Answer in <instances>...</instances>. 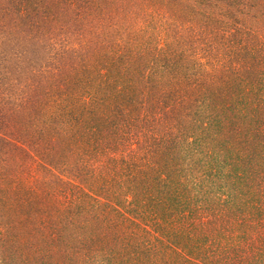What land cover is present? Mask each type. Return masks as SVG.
Masks as SVG:
<instances>
[{
    "label": "trees",
    "instance_id": "1",
    "mask_svg": "<svg viewBox=\"0 0 264 264\" xmlns=\"http://www.w3.org/2000/svg\"><path fill=\"white\" fill-rule=\"evenodd\" d=\"M8 147L13 264H264V0H0Z\"/></svg>",
    "mask_w": 264,
    "mask_h": 264
},
{
    "label": "rangeland",
    "instance_id": "2",
    "mask_svg": "<svg viewBox=\"0 0 264 264\" xmlns=\"http://www.w3.org/2000/svg\"><path fill=\"white\" fill-rule=\"evenodd\" d=\"M163 26H165V24L163 25ZM166 27V26H165ZM12 149H13V147H12ZM11 148H7V149H3V148H0V157H2V158H4L5 159V162L8 164V163H10V164H14V160L16 161V163L17 162H21V156H22V154H25V151H18L17 149L14 151V150H12ZM11 150H12V152H11ZM10 154H11V158H14V160H11L10 162H9V160H10V158H9V156H10ZM8 157V158H7ZM66 168H67V166H66ZM36 166L34 165L33 166V169H32V175H34V176H30L29 174H27V172L25 173V176L26 177H28L27 178V182L29 183V184H34L36 181H35V174H36ZM43 171L42 170H39V173H40V177H41V173H42ZM65 174V173H64ZM66 175V174H65ZM39 177V178H40ZM44 179H47V178H44ZM25 181H26V179H25ZM55 189V188H54ZM61 193V192H60ZM4 222H5V220H3ZM7 229V226L6 227H2V229H0V230H6ZM18 230H19V232H21V233H25L24 232V228L22 227V226H20L19 228H18ZM19 236H20V238H23L22 240H19L18 239V241L16 242L18 245H22L23 244V242H24V237H23V235L22 234H19ZM1 242H0V264H13V261L11 260L13 257L11 256L10 257V255H9V252H11L12 253V251H11V247H12V245H11V242L10 241H7V240H0ZM20 241H23V242H20ZM18 242H20V243H18Z\"/></svg>",
    "mask_w": 264,
    "mask_h": 264
}]
</instances>
